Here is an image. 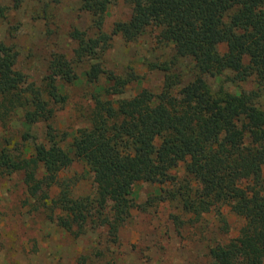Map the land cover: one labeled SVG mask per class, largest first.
Returning a JSON list of instances; mask_svg holds the SVG:
<instances>
[{
	"label": "trees",
	"instance_id": "16d2710c",
	"mask_svg": "<svg viewBox=\"0 0 264 264\" xmlns=\"http://www.w3.org/2000/svg\"><path fill=\"white\" fill-rule=\"evenodd\" d=\"M114 1H80L96 34L73 28L72 56L53 53L38 85L15 68L17 51L0 40V177L18 174L31 210L57 227L74 237L101 229L111 246L119 245L131 210L146 207L134 202V182L157 183L154 198L176 202L190 224L215 211L226 234L222 207L241 218L235 236L207 246L205 264H264V110L252 93L213 91L206 81L229 73L228 81L252 77L264 91V0H123L132 7L130 17L105 32ZM148 29L171 45L170 60L159 67L160 91L142 88L120 98L133 76L107 70L96 47L114 35L129 40ZM180 59L192 64L186 81L172 69ZM83 62V79L92 88L87 125L68 140L50 120L66 103L64 86L79 79L76 68ZM39 123L41 139L30 130ZM14 124L21 128L18 136ZM74 161L93 176V191L76 198L58 182ZM180 164L181 178L171 172ZM55 185L60 191L51 196ZM173 221L178 228L184 224L178 216ZM80 262H89L87 256Z\"/></svg>",
	"mask_w": 264,
	"mask_h": 264
},
{
	"label": "rangeland",
	"instance_id": "374dc122",
	"mask_svg": "<svg viewBox=\"0 0 264 264\" xmlns=\"http://www.w3.org/2000/svg\"><path fill=\"white\" fill-rule=\"evenodd\" d=\"M80 1L0 0V40L17 51L14 66L26 75L27 81L40 84L53 53L72 56L76 46L70 37L73 28L94 34L89 15L80 9ZM131 11L132 7L123 0L114 1L108 6L102 30L109 32L114 22L127 20ZM156 35L153 29L129 40L117 34L107 45H97V58L107 70L133 76L120 98L130 97L142 88H148L154 94L160 91L164 74L159 67L170 60L172 52L171 45L163 44ZM217 50L222 53L225 44H220ZM87 65L83 62L76 68L79 79L64 86L67 101L50 120L60 132H67L68 140L76 129L87 125L92 90L83 79ZM172 69L182 74L186 81L192 64L189 59H180ZM227 76L229 73L207 76L206 81L213 91L222 87L232 93L250 92L264 110V91L258 89L252 77L231 82ZM43 128L44 123H39L30 130L41 139ZM19 129L20 126L14 124L13 135L18 136ZM2 133L0 126V135ZM13 138L17 139L16 136ZM171 172L183 177V165ZM58 182L66 186L73 198L93 191L92 173L81 161H74L66 168ZM160 188L157 183L134 182L131 187L134 202L146 207L131 210L130 217L119 230V245L111 246L101 229L74 237L57 227L42 212L31 210L18 174L0 177V264H82V255L87 256L89 262L86 264H205L209 258V244L237 234L242 220L227 207H222L229 227L225 234L220 230L215 211L190 224L189 216L180 212L176 202L154 198ZM59 191L60 186L55 185L50 189V195L55 196ZM148 200L152 204H146ZM176 216L184 221L181 228L173 221ZM96 251L101 253L98 257L94 255Z\"/></svg>",
	"mask_w": 264,
	"mask_h": 264
}]
</instances>
